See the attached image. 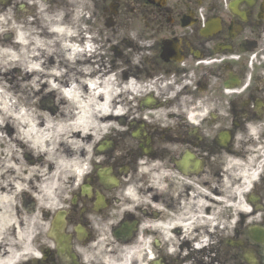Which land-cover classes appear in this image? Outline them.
I'll list each match as a JSON object with an SVG mask.
<instances>
[{
	"label": "flooded vegetation",
	"instance_id": "flooded-vegetation-1",
	"mask_svg": "<svg viewBox=\"0 0 264 264\" xmlns=\"http://www.w3.org/2000/svg\"><path fill=\"white\" fill-rule=\"evenodd\" d=\"M37 1L91 4L117 92L53 202L20 195L18 264H264V0ZM32 2L0 0V27Z\"/></svg>",
	"mask_w": 264,
	"mask_h": 264
},
{
	"label": "bare ground",
	"instance_id": "bare-ground-1",
	"mask_svg": "<svg viewBox=\"0 0 264 264\" xmlns=\"http://www.w3.org/2000/svg\"><path fill=\"white\" fill-rule=\"evenodd\" d=\"M31 1L40 18L26 19L22 27L14 19L19 25L12 31L14 41L0 43V264H18L24 249L15 250L14 244H28L32 236L35 222L23 215L20 195L27 197L37 190L40 207L50 205L52 188L77 166L76 151L71 149L111 126L107 114H112L116 101L114 74L101 76L100 50L96 48L92 60L90 42L83 37L76 40L74 23L79 19L62 17L63 11L53 12ZM23 11L28 12L26 6ZM65 70L71 74L69 84L62 82ZM15 71L23 73L22 83L15 81ZM89 74L95 76L93 81ZM36 86L42 87L38 93L43 96L46 90L56 95L63 89L70 107H59L53 114L31 99L23 103L20 90ZM91 86L95 91H90ZM21 152L40 159L24 162L21 168Z\"/></svg>",
	"mask_w": 264,
	"mask_h": 264
},
{
	"label": "rangeland",
	"instance_id": "rangeland-1",
	"mask_svg": "<svg viewBox=\"0 0 264 264\" xmlns=\"http://www.w3.org/2000/svg\"><path fill=\"white\" fill-rule=\"evenodd\" d=\"M72 2H73L72 4H75V1H72ZM55 3L58 4L57 1ZM42 6H43L44 9H52L53 12L54 11H63V12H61V16L62 17H65V15H66L67 17H69V14H70L69 8H67V10L65 8L63 10H60L59 8H57V7L53 6L52 4H50L49 2L47 4H42ZM83 7H82V10L81 11L76 10L75 12H73L72 14H70V17L69 18L71 20L79 19V21L76 22V23H74V25H77L78 26L79 24L89 23V22H81L80 21V20L86 21L84 18H87L86 17V14L87 13H88V16H89V18H87V20H91V16L93 14L91 12V4L89 3V5L87 7L88 8V12H85V5ZM28 10L30 11V15L27 18L25 17V15H26L25 13H23V14L20 13L19 15L17 14V17L16 18H13L12 15L10 14L11 15L10 18L5 19V22L0 27V43H4L5 40L3 39V36H5V35H9L10 33H12L15 36V33H13L12 31H14L13 29L17 25V24H15L16 22L19 23V25L22 27V24H23L22 22L24 20H26V19H28V20H35L36 18H40V16H39V9L37 7L30 6V3H29L28 4ZM68 12H69V14H68ZM14 19H17V21L15 22ZM19 25H17V26H19ZM72 26L73 25H71L70 27H72ZM92 27H93L92 29L94 30V32L96 31V33L99 35V40H100L99 46H100V49L103 48V50H101V51H104V55L105 56H102L101 63L105 62L106 63V67L104 69L105 70L106 69L110 70L112 68L110 66L111 65L110 61L112 59V56L109 54V50H108V48L106 46L107 45V40H106L107 39V36H106V34H99L97 32V27H96V24L95 23H94V25ZM13 41L14 40H12L11 42H13ZM48 62L49 61H47V63ZM12 74H13V77H15V81L18 80V81H20V83H22V81H23V78H22L23 73L22 72L19 73V72L15 71ZM33 80L36 81L37 80V76H36V78H33ZM40 90H42V87L41 86L40 87L39 86L38 87L36 86L35 87V90H33L32 87L31 88L29 87L27 90H24V91L21 89L20 90V96H21V98L23 100V103H26L28 101V99H31L33 102L36 101V103L38 104V106H42V102L45 100V97H43V94L37 95V93ZM47 91H46V94L50 92V91H48V92ZM22 154H23V152H21V155H20V163H21V166L20 167L21 168H23V163L26 162L25 158L22 157ZM35 159L37 160L38 158H35ZM19 201L21 202L20 197H19ZM25 218H30V217L26 215ZM21 244H23V243H21ZM21 244L20 243H15L14 245H16V247H20V246H22ZM29 244H30V242L28 244H25V245L23 244V245L24 246H27ZM27 254H29V253L27 252Z\"/></svg>",
	"mask_w": 264,
	"mask_h": 264
}]
</instances>
